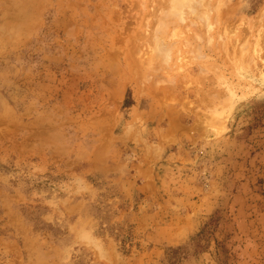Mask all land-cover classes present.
<instances>
[{"label": "rangeland", "instance_id": "374dc122", "mask_svg": "<svg viewBox=\"0 0 264 264\" xmlns=\"http://www.w3.org/2000/svg\"><path fill=\"white\" fill-rule=\"evenodd\" d=\"M172 3L0 0V264H264V0Z\"/></svg>", "mask_w": 264, "mask_h": 264}, {"label": "bare ground", "instance_id": "6f19581e", "mask_svg": "<svg viewBox=\"0 0 264 264\" xmlns=\"http://www.w3.org/2000/svg\"><path fill=\"white\" fill-rule=\"evenodd\" d=\"M194 0H175V5L173 6L172 11L173 13L172 16L174 18H176L177 20H183L185 18V11H183V8L186 7V6H190L192 7L193 4H191ZM189 8V7H187ZM187 8H184V9H187ZM171 9L169 10V13L171 12ZM167 15V13L165 14V16ZM167 17V16H166ZM168 17H169V14H168ZM173 17H169L168 19L172 20ZM169 21V20H168ZM175 21V20H173ZM171 21V22H173ZM179 22V21H178ZM164 49V47H159V49ZM167 52V49L165 51V53Z\"/></svg>", "mask_w": 264, "mask_h": 264}]
</instances>
